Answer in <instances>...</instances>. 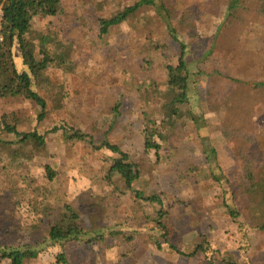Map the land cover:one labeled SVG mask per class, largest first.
I'll return each instance as SVG.
<instances>
[{
    "label": "rangeland",
    "instance_id": "1",
    "mask_svg": "<svg viewBox=\"0 0 264 264\" xmlns=\"http://www.w3.org/2000/svg\"><path fill=\"white\" fill-rule=\"evenodd\" d=\"M137 1L61 0L56 16L33 21V32L57 33L75 67L71 73L48 71L54 92L61 85V98L56 109L59 94H44L42 121H37L39 108L33 102L0 99V243L40 251L46 226L69 204L80 216L83 240L109 230L125 234L92 244L72 242L66 247L71 264H225V259L264 264V202L237 194L243 170L234 152L242 143L222 139L217 117L228 110L214 109L219 92L238 93L233 82L226 89L220 79L248 85L264 80V17L225 25L224 0H156L160 8L140 7L100 35L99 19ZM238 4L245 7L247 0ZM192 22L195 29L189 28ZM168 24L177 28V41ZM215 36L219 46L212 42ZM234 36L238 43L231 40ZM182 46L189 70L187 98L195 119L203 120L194 124L183 116L185 124L164 134L159 150H145L144 115L159 121L158 106L183 92L165 79V66L177 65ZM12 58L24 70L16 45ZM237 89L261 97L256 88ZM3 115L19 132L44 134L45 147L23 157L18 146L6 144L12 138L1 130ZM249 120L255 126L248 148L260 171L256 179L264 184V108ZM73 131L87 135L95 146L107 142L127 154L138 172L130 188L117 175L107 178L108 160L117 155L67 139ZM45 166L53 169L51 181ZM199 246L204 252L187 256ZM55 252L47 248L29 264H54ZM0 264L9 262L0 259Z\"/></svg>",
    "mask_w": 264,
    "mask_h": 264
},
{
    "label": "trees",
    "instance_id": "2",
    "mask_svg": "<svg viewBox=\"0 0 264 264\" xmlns=\"http://www.w3.org/2000/svg\"><path fill=\"white\" fill-rule=\"evenodd\" d=\"M60 3L61 0H0L2 14L0 27L3 37L0 43V99L21 97L33 102L39 108V114L36 117L37 121H42L47 113L46 97H44V94H49L50 96L59 94L54 99L53 104L56 109L60 106L61 97L59 96L61 94V85L54 92L55 87L50 83L48 71L56 68L62 72L71 73L75 67L72 60H70L68 48L65 46L63 48L60 47L62 44L59 42L57 33L54 30H49L45 33L33 32L31 30L32 23L36 18H52L56 16L61 9ZM224 3L225 9L229 13L224 21L225 25H230L233 21L235 23H243L248 21L251 18L250 16L264 17V0H247L245 7L239 5L238 0H224ZM144 6L160 8L156 0H139L135 4L112 14L108 18L99 19L100 35L105 34L110 27L122 23L140 7ZM169 12L167 10L164 11L165 15H167L166 17H169ZM182 17L179 21L182 20ZM193 17L195 19V15ZM171 27L168 24V33L174 41H177L174 32V29L176 30L177 28ZM189 28L195 29L194 22L191 23ZM215 38L216 36L212 42L219 46L221 39L216 41ZM231 40L238 43L236 36ZM14 45L19 48L24 70L19 71L15 67L12 58V47ZM36 45L38 46L37 53L35 52ZM211 52L209 50L207 55L211 54ZM185 55L186 52L182 46L177 65L165 66L167 85L171 88L180 87L183 92L179 97L172 98L170 101L158 106L157 113L159 115V121L150 120L147 115L143 117L145 123L141 132L145 150H159L161 141L164 139V134L170 135L178 124H185L181 122L183 116H187L194 124H197L199 119V122L203 120L202 117H199L197 120L195 119V113L192 111L193 108L190 103L192 101L187 98L186 89L189 70ZM219 73L217 74L221 75ZM220 81L226 89L228 87L232 89L234 84L238 91V93L234 91L232 93L228 90L227 95L219 92L222 95L219 96L220 102H216L217 105L214 106L216 112L221 109L228 110V113L224 116L217 117L222 125V139L229 143L233 141L242 143V148L234 152L243 170L242 180L237 185V194H243L252 199L253 197H258V202L259 200L264 202V184L261 183L262 181L256 179L260 171L256 170V164H254L251 158V150L248 148L254 142L253 129L255 126L254 122L249 120V116L253 113L260 112L264 108V80L253 85H248V83H244L239 79L228 77H224ZM240 85H246L248 88H256L255 94L261 93V97L258 98L257 95L255 98L251 93L245 94L240 92L237 89V86ZM252 97L255 100H252V103L248 104ZM113 109L114 112L118 110V104ZM7 119L8 116L3 115L1 120V127H3L1 130L12 138V141L6 142V144L15 149V146H18L17 149L21 150L23 157L29 158L31 153L29 150L38 152L45 147L46 139L44 134L37 132V130L19 132L16 130L15 125L11 124V121ZM56 130L57 128H53L51 132H55ZM87 137L85 134L73 131L72 134L67 136V139L86 143L93 150L105 148L112 154L117 155L116 158H110L108 160L107 178L110 179L112 175H117L124 186L130 188L132 182L137 179L138 172L134 169V164L129 160V156L120 151L117 146L107 142H103L100 146H95L91 140H87ZM15 149L13 150L14 154H16ZM44 171L46 179L49 181L53 180L55 175L53 169L50 166H45ZM146 199L152 202L156 201V197H147ZM157 223L160 229L163 230L164 226L159 221ZM260 228H264V224ZM120 235L125 234L120 231L109 230L105 234L97 233L93 238L83 240L85 233L80 224L78 212L69 204H64L61 207V212L48 223L43 235H41L42 241L41 245L39 244L41 246L40 251L33 249V247L27 244L16 246L0 243V259L8 260L9 264H29L36 259L39 252L51 248V250L56 251L54 264H71L66 247L72 242L78 243L83 241L85 244H92L103 241L106 236L116 237ZM131 237L128 236L127 240H131ZM155 243L158 245V242ZM198 252H204V249L201 246L196 247L195 251L187 256L194 255ZM224 263L236 264L226 259Z\"/></svg>",
    "mask_w": 264,
    "mask_h": 264
},
{
    "label": "built area",
    "instance_id": "3",
    "mask_svg": "<svg viewBox=\"0 0 264 264\" xmlns=\"http://www.w3.org/2000/svg\"><path fill=\"white\" fill-rule=\"evenodd\" d=\"M1 16H2V14H1V10H0V21H1ZM2 40H3V37L1 34V27H0V43L2 42Z\"/></svg>",
    "mask_w": 264,
    "mask_h": 264
}]
</instances>
